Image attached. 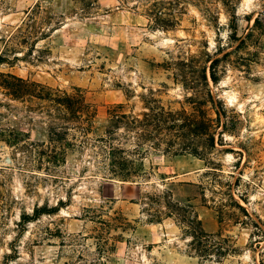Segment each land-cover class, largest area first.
<instances>
[{
  "label": "rangeland",
  "instance_id": "rangeland-1",
  "mask_svg": "<svg viewBox=\"0 0 264 264\" xmlns=\"http://www.w3.org/2000/svg\"><path fill=\"white\" fill-rule=\"evenodd\" d=\"M153 1L0 0V55L8 58L0 72L83 88L97 106L95 131L102 133L108 111L120 103L142 114L145 99L154 97L191 113L203 99L206 71L214 98L226 107V144L217 143L204 159L152 153L137 181L104 177L89 145L45 170L4 134L23 132L29 142H42L47 124L27 101L0 89V264H264V0L236 1L235 18L224 0H180L185 13L170 29L155 26ZM249 31L237 47L234 38ZM217 57L214 84L209 67ZM167 204L172 216L164 214ZM37 206L58 210L19 225L22 213ZM118 213L130 228L109 230L98 222ZM194 216L234 249L199 257L186 228ZM98 232L112 237L108 255Z\"/></svg>",
  "mask_w": 264,
  "mask_h": 264
},
{
  "label": "trees",
  "instance_id": "trees-1",
  "mask_svg": "<svg viewBox=\"0 0 264 264\" xmlns=\"http://www.w3.org/2000/svg\"><path fill=\"white\" fill-rule=\"evenodd\" d=\"M236 1L238 0H224V4L233 11L234 18L236 17ZM180 3V0L169 2L154 0L149 10L154 14L155 26L163 29L175 28L179 24L180 16L185 13V6H180ZM259 24L261 22L257 17L254 25L261 28ZM237 28L235 24L233 29L236 31ZM251 35L252 31H249L244 38H234L239 40L237 47L244 44ZM7 60L8 58L0 55V63ZM220 61L221 58H214L209 67V77L214 84L220 80L217 66ZM203 80L205 83L203 99L199 102L200 106L191 113L185 109L166 108L160 99L154 97L145 99L146 110L142 114L128 111L125 105L120 103L108 111L106 127L102 133H97L95 129L98 109L87 99L83 88L75 86L72 91H68L23 78L11 72H0V89H4L14 99L27 101L30 110L39 112L41 121L45 122L48 128V138L42 142H29L30 140L23 137V132L14 133L13 131L4 134L6 137L4 140L15 147L21 143L27 151L33 152L38 167L45 170L65 164L69 153L77 149H85L89 145L94 157L99 159V166L106 171L104 177L123 182L137 181V178H143L147 174L145 160L152 153L171 156L189 153L204 159L217 147V143L226 144L222 134L230 128L226 121H221L222 115H226V107L223 104L219 106L214 98L206 71H204ZM208 104L215 110V117L210 114ZM3 105L5 104L0 100V106ZM220 127L222 130L216 138ZM225 151L234 152V149L225 148ZM235 203L242 208L239 203L236 201ZM167 207L170 211L164 214L172 216L173 207L169 204ZM57 210L58 207L37 206L33 214L22 213L19 225L23 226L43 214H51ZM157 217L158 220L162 215L159 214ZM98 222L108 226L109 230L118 225L123 229L130 228L132 225L121 213L111 217V220ZM186 228L192 237L190 245L201 258L225 257L234 249V246L229 243V238L216 239L217 234L208 233L197 216L187 222ZM119 237L122 235H116L113 238ZM96 238L97 244L101 245L108 255L113 247L110 234L103 236L98 232ZM16 252L18 248H12L9 256L15 257Z\"/></svg>",
  "mask_w": 264,
  "mask_h": 264
}]
</instances>
